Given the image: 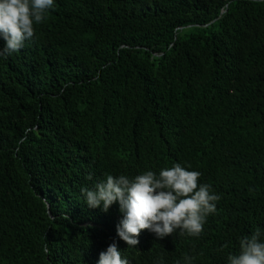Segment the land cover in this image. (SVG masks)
<instances>
[{"label":"trees","instance_id":"16d2710c","mask_svg":"<svg viewBox=\"0 0 264 264\" xmlns=\"http://www.w3.org/2000/svg\"><path fill=\"white\" fill-rule=\"evenodd\" d=\"M175 163L220 196L199 237L142 230L128 247L118 204L80 191ZM256 228L264 0H54L0 57V264H97L114 241L129 264H228Z\"/></svg>","mask_w":264,"mask_h":264},{"label":"clouds","instance_id":"9594fccd","mask_svg":"<svg viewBox=\"0 0 264 264\" xmlns=\"http://www.w3.org/2000/svg\"><path fill=\"white\" fill-rule=\"evenodd\" d=\"M54 0H0V57L20 50L35 35V25L44 22ZM137 174V173H136ZM107 174L93 188L81 187L85 204L107 212L117 203L122 218L116 235L128 247L139 244L142 230L163 239L179 230L180 235L199 237L207 217L216 211L220 196L208 184L199 183L201 173L180 163L138 175ZM88 179H91L89 176ZM264 231L256 228L239 240V253L227 256L228 264H264ZM184 264L194 257L185 255ZM97 264H129L115 241L99 253ZM176 264H180L177 261Z\"/></svg>","mask_w":264,"mask_h":264},{"label":"bare ground","instance_id":"6f19581e","mask_svg":"<svg viewBox=\"0 0 264 264\" xmlns=\"http://www.w3.org/2000/svg\"><path fill=\"white\" fill-rule=\"evenodd\" d=\"M142 233V232H141ZM128 260V259H127Z\"/></svg>","mask_w":264,"mask_h":264}]
</instances>
